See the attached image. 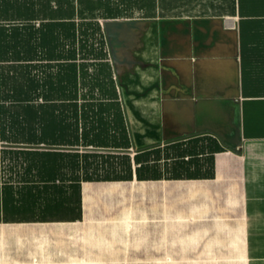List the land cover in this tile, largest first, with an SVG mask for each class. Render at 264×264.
Here are the masks:
<instances>
[{
	"label": "crops",
	"instance_id": "1",
	"mask_svg": "<svg viewBox=\"0 0 264 264\" xmlns=\"http://www.w3.org/2000/svg\"><path fill=\"white\" fill-rule=\"evenodd\" d=\"M28 6L33 19L11 12ZM113 6L116 18L103 22L142 24L130 39L135 43L142 29L148 35L147 53L130 55L149 65L137 63L125 81L126 64L116 54L115 64L107 50L124 113L113 126L108 115L103 123L113 136L124 121L128 147L98 151L118 155L121 174L130 177L86 180L82 165L77 171L74 165H39L37 157L34 165H8V144L0 141V264L56 261L35 247L52 245L51 229L83 226L93 185L127 197L143 191L148 228L157 235L168 236L175 215L181 246L220 248L222 257L215 260L227 264H264V2L114 0ZM37 8L42 0H0V25L37 28ZM151 26L158 27L152 38ZM140 165L145 178L137 177ZM75 179L77 205L70 184ZM61 197L63 208L56 205ZM42 231L50 238H42ZM12 245L22 247L16 258Z\"/></svg>",
	"mask_w": 264,
	"mask_h": 264
},
{
	"label": "trees",
	"instance_id": "2",
	"mask_svg": "<svg viewBox=\"0 0 264 264\" xmlns=\"http://www.w3.org/2000/svg\"><path fill=\"white\" fill-rule=\"evenodd\" d=\"M113 2L42 0V9L36 11L42 19L37 28L0 25V141L8 144V165H34L37 157L39 165H74L76 171L82 165L86 180L130 177L121 174L118 155L98 151L128 147L124 121L121 132L113 136L103 123L108 115L107 124L113 126L114 117L123 119L124 113L98 21L116 18ZM11 12L34 18L29 6ZM97 33L103 37L95 45L90 37ZM41 144L42 149L34 148ZM66 146L71 150L63 149ZM74 146L94 149L80 153L72 150ZM122 166L130 171V165ZM145 170L143 165L137 167V177L145 178ZM70 184L77 205L80 183L75 179ZM56 205L63 208L65 198Z\"/></svg>",
	"mask_w": 264,
	"mask_h": 264
},
{
	"label": "rangeland",
	"instance_id": "3",
	"mask_svg": "<svg viewBox=\"0 0 264 264\" xmlns=\"http://www.w3.org/2000/svg\"><path fill=\"white\" fill-rule=\"evenodd\" d=\"M98 21L103 24L102 31L107 48L111 53L113 48L122 65L126 64L121 76L123 81L134 73L137 63L140 67L149 65L146 61L131 58L130 55L131 51L147 53L145 38L148 35L142 34L144 29L139 34L138 43L130 41L134 31H141L142 24H130L131 20H106L126 23L110 25L111 35L108 36L103 19L99 18ZM146 26L145 24V29ZM157 29V26L150 27V38ZM161 29L163 31L162 27ZM101 37L103 34L97 33L90 38L98 45ZM85 204L87 220L83 226H75L72 231H66L62 227L51 229L52 245L35 247L38 249L37 253L52 254L51 257L55 258L56 261L47 264H227L226 260H215L222 257L217 256L220 248L181 246L175 215H172V219L176 220L168 225L170 229L166 237L157 235V231L148 228L147 200L143 191L136 197H127L125 194L118 195L113 187L93 185L89 189ZM47 233L49 232L42 231V238H50ZM19 249L22 247L12 245V258L18 257ZM78 258L86 260L78 261ZM12 264L18 263L12 261Z\"/></svg>",
	"mask_w": 264,
	"mask_h": 264
},
{
	"label": "water",
	"instance_id": "4",
	"mask_svg": "<svg viewBox=\"0 0 264 264\" xmlns=\"http://www.w3.org/2000/svg\"><path fill=\"white\" fill-rule=\"evenodd\" d=\"M113 23H117V24H124V23H122V22H117V21H113ZM112 23V21L111 22H108V21H105L104 22V25H105V29H106V31H107V34H108V36H110L111 34H110V29H111V26L110 25H112L113 24ZM133 22H130V24H132ZM112 56H113V61H114V63L116 64V55H115V52H114V50H113V48H112Z\"/></svg>",
	"mask_w": 264,
	"mask_h": 264
}]
</instances>
